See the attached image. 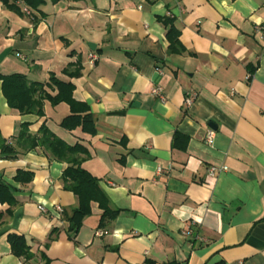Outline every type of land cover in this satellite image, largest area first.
<instances>
[{
    "label": "crops",
    "instance_id": "crops-1",
    "mask_svg": "<svg viewBox=\"0 0 264 264\" xmlns=\"http://www.w3.org/2000/svg\"><path fill=\"white\" fill-rule=\"evenodd\" d=\"M9 1L21 12L0 0V74L72 82L97 132L62 127L66 102L45 101L43 116L20 113L0 80V138L14 144L28 123L32 134L46 125L82 143L91 154L83 167L121 213L100 228L93 202L71 239L78 199L63 186L69 164L40 147H0V175L19 202L11 215L0 202V264H264V0H46L40 10ZM165 17L182 54L169 51ZM78 60L80 76L64 72ZM158 86L164 101L152 92ZM176 133L189 137L186 148L173 145ZM18 171L32 172L31 182L16 181ZM14 233L30 258L13 254Z\"/></svg>",
    "mask_w": 264,
    "mask_h": 264
},
{
    "label": "trees",
    "instance_id": "trees-1",
    "mask_svg": "<svg viewBox=\"0 0 264 264\" xmlns=\"http://www.w3.org/2000/svg\"><path fill=\"white\" fill-rule=\"evenodd\" d=\"M5 6L21 12L19 7L9 0H1ZM24 4L31 9L40 10L46 0H23ZM35 21L37 18L34 17ZM168 27L166 37L169 41V51L171 53L182 54L186 48L180 41V31L174 25V20L169 17L161 19ZM82 64L80 60L76 63H70L64 72L71 77L81 75ZM2 81L3 94L8 105L18 110L22 114L44 115V103L50 101L53 105L61 102L69 104L71 113L61 121V126L67 130H74L81 127L82 130L89 134H96L97 127L93 113L89 105L77 101L73 96L74 85L72 82H65L58 79L54 73L50 74L48 82H33L26 75L21 73L0 74ZM48 88L56 90V94H51ZM189 137L181 133H176L173 145H180L178 141H183L181 148H186ZM0 147L5 153H26L37 147L42 148L49 153L52 158L67 162L69 165L62 175V182L65 189L72 191L78 199V204L69 216L68 233L71 239H75L79 232L83 220L92 212V203H98L103 211L99 227L104 228L109 221L115 219L121 210L113 209L110 200L105 191L102 189L99 179L94 177L83 167V162L91 154L88 148L82 143L70 145L46 125H42L37 134L29 131V124L23 123L21 131L15 138L14 144L0 138ZM33 179L32 172L18 171L15 180L23 183H29ZM0 202L9 205L8 214L11 215L13 209L19 204L14 195L13 187L5 182L0 175ZM3 220V214L0 213V224ZM53 229L49 235V240H53ZM12 252L17 257L30 258V247L23 235L10 234L8 237Z\"/></svg>",
    "mask_w": 264,
    "mask_h": 264
},
{
    "label": "built area",
    "instance_id": "built-area-1",
    "mask_svg": "<svg viewBox=\"0 0 264 264\" xmlns=\"http://www.w3.org/2000/svg\"><path fill=\"white\" fill-rule=\"evenodd\" d=\"M24 12L27 13V14H29V15L32 13L31 10L28 7H25L24 8ZM89 58H90V62L92 64H94L97 56L95 54H90V57ZM152 92L156 96L160 97L161 100L164 101L166 99V96L163 94L162 87H160V86L155 87V88H153ZM194 98H195V94L192 95V96H188L186 98V100H185L186 104L188 106H190L193 103ZM215 134H216V131L212 127H209L207 129V132H206L205 136H204L205 142L207 144H209V145H213L214 144V140H215ZM226 168L227 167H223L222 170H225ZM157 171L158 172H162V168L159 167ZM216 171H217V168L216 167H213V166L210 167V169H209V173H210L211 176H214ZM41 209L45 210V208H43V207H41ZM54 212H55V214L57 216H59L60 213L62 212V207L60 205L56 206L55 209H54ZM103 233H105V231H99V234H103Z\"/></svg>",
    "mask_w": 264,
    "mask_h": 264
},
{
    "label": "water",
    "instance_id": "water-1",
    "mask_svg": "<svg viewBox=\"0 0 264 264\" xmlns=\"http://www.w3.org/2000/svg\"><path fill=\"white\" fill-rule=\"evenodd\" d=\"M89 46L92 48V49H94L95 48V44L94 43H89Z\"/></svg>",
    "mask_w": 264,
    "mask_h": 264
}]
</instances>
